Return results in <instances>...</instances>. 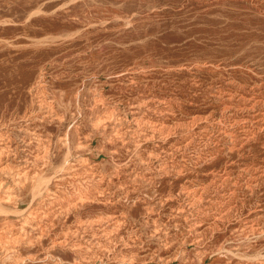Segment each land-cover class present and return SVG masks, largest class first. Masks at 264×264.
I'll use <instances>...</instances> for the list:
<instances>
[{
	"label": "rangeland",
	"instance_id": "rangeland-1",
	"mask_svg": "<svg viewBox=\"0 0 264 264\" xmlns=\"http://www.w3.org/2000/svg\"><path fill=\"white\" fill-rule=\"evenodd\" d=\"M0 264H264V0H0Z\"/></svg>",
	"mask_w": 264,
	"mask_h": 264
},
{
	"label": "bare ground",
	"instance_id": "bare-ground-1",
	"mask_svg": "<svg viewBox=\"0 0 264 264\" xmlns=\"http://www.w3.org/2000/svg\"><path fill=\"white\" fill-rule=\"evenodd\" d=\"M42 179H44V178H42ZM40 192H41V191H40ZM40 192H39V193H40ZM3 208H4V207H3Z\"/></svg>",
	"mask_w": 264,
	"mask_h": 264
}]
</instances>
